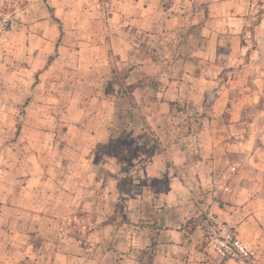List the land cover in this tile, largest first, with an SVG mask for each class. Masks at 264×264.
I'll use <instances>...</instances> for the list:
<instances>
[{"label": "crops", "instance_id": "1", "mask_svg": "<svg viewBox=\"0 0 264 264\" xmlns=\"http://www.w3.org/2000/svg\"><path fill=\"white\" fill-rule=\"evenodd\" d=\"M116 2L47 65L0 33V264H264V12L248 50L243 0ZM203 209L247 262L206 251Z\"/></svg>", "mask_w": 264, "mask_h": 264}, {"label": "rangeland", "instance_id": "2", "mask_svg": "<svg viewBox=\"0 0 264 264\" xmlns=\"http://www.w3.org/2000/svg\"><path fill=\"white\" fill-rule=\"evenodd\" d=\"M213 0H194L198 2V11L201 15L208 13L207 4ZM248 8L244 14L248 17L247 23L239 34L241 42L250 50L257 42L254 38L256 26L253 22L259 15V9L264 7V0H243ZM163 6H167L170 0H160ZM125 7H120L116 0H0V33L9 41V36L14 32L22 37L24 47L35 46L40 50L39 65H47L52 62L53 54L62 46L78 47L92 42L90 39L103 32H115L117 25L121 30L123 25L118 21L126 19ZM21 14L17 18L15 15ZM262 15V14H261ZM260 15V17H261ZM55 16L59 21H55ZM118 16H120L119 19ZM61 28V31L59 29ZM220 35H222L220 33ZM245 35V36H244ZM228 44H231L227 37ZM12 44V42H11ZM11 44L8 46H11ZM56 49V50H55ZM54 51V52H53ZM51 52L52 55H46ZM53 56L51 59L48 58ZM244 57L243 56V60ZM7 65L14 63L13 54L4 58ZM238 63V60L235 61ZM24 67L30 65V61L24 58ZM120 90L128 95V87L124 81L126 70L112 69ZM253 109V108H252ZM173 111V108L171 109ZM148 137H153V132L145 131ZM154 139V137H153Z\"/></svg>", "mask_w": 264, "mask_h": 264}, {"label": "built area", "instance_id": "3", "mask_svg": "<svg viewBox=\"0 0 264 264\" xmlns=\"http://www.w3.org/2000/svg\"><path fill=\"white\" fill-rule=\"evenodd\" d=\"M203 243L208 253L221 258L247 262L251 252L235 234L232 227L215 212L203 209L200 212Z\"/></svg>", "mask_w": 264, "mask_h": 264}, {"label": "trees", "instance_id": "4", "mask_svg": "<svg viewBox=\"0 0 264 264\" xmlns=\"http://www.w3.org/2000/svg\"><path fill=\"white\" fill-rule=\"evenodd\" d=\"M263 12H264V7H263L262 9H259V11H258L259 15L257 16L256 20L253 22L254 25H257V24L259 23V21H260V15H261ZM52 17H53V19H54L55 21H59V19L56 18L55 16H52ZM59 29H60V31H61V28H60V27H59ZM51 58H52V56H51L49 59H51ZM122 78H124V77H121V79H122ZM137 86H138V83H132V84L127 85V87H128V91L130 92L132 89H134V88L137 87Z\"/></svg>", "mask_w": 264, "mask_h": 264}]
</instances>
